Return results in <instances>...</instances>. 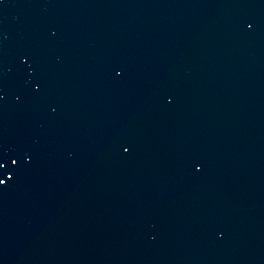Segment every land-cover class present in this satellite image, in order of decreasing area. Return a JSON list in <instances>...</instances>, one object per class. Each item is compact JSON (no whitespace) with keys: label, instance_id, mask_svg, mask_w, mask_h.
<instances>
[{"label":"water","instance_id":"1","mask_svg":"<svg viewBox=\"0 0 264 264\" xmlns=\"http://www.w3.org/2000/svg\"><path fill=\"white\" fill-rule=\"evenodd\" d=\"M0 264H264V0H0Z\"/></svg>","mask_w":264,"mask_h":264},{"label":"snow or ice","instance_id":"2","mask_svg":"<svg viewBox=\"0 0 264 264\" xmlns=\"http://www.w3.org/2000/svg\"><path fill=\"white\" fill-rule=\"evenodd\" d=\"M3 182V180H0V183H2Z\"/></svg>","mask_w":264,"mask_h":264}]
</instances>
